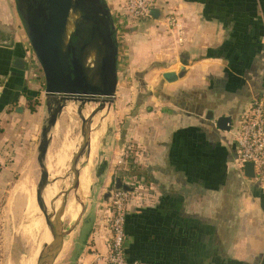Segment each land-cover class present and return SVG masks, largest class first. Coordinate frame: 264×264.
<instances>
[{"label":"crops","instance_id":"crops-1","mask_svg":"<svg viewBox=\"0 0 264 264\" xmlns=\"http://www.w3.org/2000/svg\"><path fill=\"white\" fill-rule=\"evenodd\" d=\"M125 1L105 0L119 44L116 100L102 112L112 117L113 134H102L95 153L91 134L90 192L59 264L74 252L71 264H108L110 193L118 179L138 182L130 186L126 218L131 263L264 264V190L238 169L228 140L234 132L215 125L220 116L236 120L264 90V0H157L163 17L138 23L153 26L152 45L129 43ZM18 18L9 34L0 22V169L9 159L16 167L18 146L34 144L33 118L46 111L45 80L42 88L28 71L23 39H30ZM182 65L184 78L163 79ZM132 83L141 94L125 96ZM28 98L39 100L36 112Z\"/></svg>","mask_w":264,"mask_h":264},{"label":"water","instance_id":"water-1","mask_svg":"<svg viewBox=\"0 0 264 264\" xmlns=\"http://www.w3.org/2000/svg\"><path fill=\"white\" fill-rule=\"evenodd\" d=\"M25 7L24 23L27 27L30 45L41 66L45 80L46 114L42 123L40 140L37 149V162L40 168V179L37 184L36 202L42 213L45 226L51 233L52 241L43 246L37 264H57L64 249V239L74 233L79 221L67 228L60 226V220L65 214L70 196H75L80 205L81 213L84 203L80 196V179L82 160L89 159L92 125L97 115L109 110L116 100L118 85V56L119 44L117 28L110 9L105 0H21ZM73 13H78L83 22L92 24L82 30L78 25L76 31L68 41L65 56H61L60 47L67 35L68 25ZM151 17L160 20L163 12L153 8ZM74 38L82 40L89 56L90 48L96 47L97 69L88 73L84 66V57L79 55ZM86 55V54H85ZM21 66L25 68L22 61ZM186 75V67L180 66L178 72H166L163 79L174 83ZM77 106V113L82 121L81 141L76 146L70 161L67 178L68 187L61 197L55 199L48 208L45 192L48 186L56 181L50 179L47 158L52 143V130L56 127L61 115L69 104ZM87 105H96L88 117L84 116ZM211 119H214L213 117ZM233 118L220 116L215 119L216 127L221 131L230 132ZM244 176L252 180L255 178V167L252 163L245 164ZM116 190L133 192V188L116 181ZM61 204L57 207L56 203Z\"/></svg>","mask_w":264,"mask_h":264},{"label":"rangeland","instance_id":"rangeland-1","mask_svg":"<svg viewBox=\"0 0 264 264\" xmlns=\"http://www.w3.org/2000/svg\"><path fill=\"white\" fill-rule=\"evenodd\" d=\"M156 2L158 1L156 0ZM126 3L127 0L125 1V5L120 10V12L122 11L121 19H124L125 17V20L130 23L129 26L132 29V40H129V43L134 42V44L136 43L137 45L140 43L152 45L154 39L153 26L150 24H138L140 23L139 21L137 22V20L133 21L129 19L126 16ZM16 7H18V9ZM24 7L25 5L21 0H0V22H2L1 28L6 29V34H9V32L13 28H16L17 25L15 21L18 22V16H21L23 19ZM73 16L75 19H71L68 25L69 30L67 32V36L69 42L78 25L82 30H85V28H89V26L92 25L88 22H83L78 13L74 14ZM167 16L173 15L171 14ZM164 32L168 33V30L164 29ZM26 39H23V41L26 42L24 50L25 53L26 51H29L30 48H32L30 42L27 41L28 39ZM73 41L76 49L79 50V55L81 57H86L84 58V66L86 67L88 73H93L97 69V64L95 63L96 53L94 52V50H96V47L92 46L90 48V53L88 56V54L86 53L87 49H85V45L83 46L82 40L80 41L74 38ZM125 43L126 41L124 40L123 44L125 45ZM139 48V46H136L135 51H132V55L137 56L139 54ZM25 57H27V55H25ZM30 70L31 73H29L32 76V80H34L36 83H39V86L43 88L44 85H42V82L44 81V74L40 64H36L34 62V66L33 64H31ZM135 85L136 83H132V86H134V88H130L131 84L124 87L122 93H124L125 96L132 95L136 97L140 93V91L138 92ZM68 107L61 115L60 121L57 123L54 131L52 130L53 144L51 147L52 154L50 155V157L53 159V157H55L56 155L58 156L60 152H63V154L66 156V162L63 165L61 171L62 177L58 178L57 180L54 174L51 175V180L54 182L55 179L56 181L55 184H51V187L54 189L57 188L58 193H62L69 185L67 175L70 170V160L76 146L79 144V141H81L82 121L77 113V106L72 103L69 104ZM95 107L96 105H87L84 110V116L88 117L90 115V112L95 109ZM44 111L45 110L42 108L41 113L37 116V118H33V121L36 124L35 132L33 134L34 144L31 146H29L28 144L19 145L17 149L19 152L14 154V157H16V167L12 166L13 162L11 159H9L7 161L8 164L0 169V264H37V260L42 252L43 246L44 244H46L48 235L47 227L45 226L42 213L40 212L36 202V191L37 184L40 179V168L37 167L33 159V154L36 149L39 135L41 133L42 113ZM107 112L108 111L102 113V115L100 116L97 115L98 117L96 116L92 125V150L94 151V153L97 147L100 145L101 141H103L102 134L104 136H110L113 134V132H110L111 130L108 132V125L110 124V120L112 117H109L108 119ZM118 112L120 113L121 110H119ZM236 123L237 122H235L234 125H236ZM228 140H230V142H233L235 147L237 148L233 136H231V138H229ZM225 141L227 140L225 139ZM70 146L72 147V150L66 152ZM30 147L32 151L29 155V153L26 151L30 150ZM51 158L49 159L50 171L53 170V167L51 166L53 164ZM88 164H90L89 159L84 158L81 165L82 168L84 167V173L85 171L86 173L83 181L82 179L81 181L82 188L88 194L86 196V199H84L85 196L80 192L82 200H87L90 192L89 178L91 169H89ZM253 186L255 187L254 184ZM70 197L75 200V196L73 193ZM47 205L49 208V203H47ZM78 211H81V207H79V204H77V212L75 216L70 220H65V223L63 222V227H65V225L67 227L71 224V222L77 217ZM73 238L74 234L72 233L68 237L67 242L64 244V247H66V252L69 249V244ZM65 251L61 255V258H59L57 262L58 264L59 262H61Z\"/></svg>","mask_w":264,"mask_h":264},{"label":"built area","instance_id":"built-area-1","mask_svg":"<svg viewBox=\"0 0 264 264\" xmlns=\"http://www.w3.org/2000/svg\"><path fill=\"white\" fill-rule=\"evenodd\" d=\"M156 5V0H127L126 16L133 21L151 17V11ZM167 22L170 28L176 25V19L172 16H167ZM25 55V63L30 70L31 64H38V60L32 48ZM235 122L237 123L232 124L231 132H234L237 146L236 165L243 172L245 164L252 163L255 167L253 180L264 190V90L252 100ZM137 183L136 180L128 186L135 187ZM131 198L132 192L124 190L113 189L110 193L108 264H134L128 260L126 252V218Z\"/></svg>","mask_w":264,"mask_h":264},{"label":"bare ground","instance_id":"bare-ground-1","mask_svg":"<svg viewBox=\"0 0 264 264\" xmlns=\"http://www.w3.org/2000/svg\"><path fill=\"white\" fill-rule=\"evenodd\" d=\"M74 14H76V13H73L72 14V16H71V18H70V20L71 19H75L74 18ZM69 30V29H68ZM67 43H68V36L66 35L65 36V38H64V40H63V42H62V45H61V47H60V54H61V56H65V51H66V46H67ZM96 51L97 50H94V52L96 53ZM95 56H96V54H95ZM96 67V66H95ZM69 108V107H68ZM71 134V133H70ZM93 139V138H92ZM53 144V143H52ZM58 144V143H57ZM63 145H65V144H63ZM52 147V146H51ZM62 148V147H61ZM63 149V148H62ZM69 150H72V147L70 146L69 148H68V150L66 151V152H68ZM63 151V150H62ZM65 151V150H64ZM60 152V151H59ZM58 152V153H59ZM72 152V151H71ZM50 153V152H49ZM52 153H50V155H51ZM55 154H57V153H55ZM67 154V153H66ZM55 156V155H54ZM50 157V156H49ZM51 158V157H50ZM50 158H48V159H50ZM52 159V158H51ZM48 161V160H47ZM65 162H66V156L63 154V152H60L59 154H58V156L56 155L55 157H53V159H52V167H53V170L52 171H49L50 172V179H52L51 178V175L52 174H54L55 175V178H57V180H58V178H61L62 177V175H61V171H62V168H63V165L65 164ZM50 166V165H49ZM87 168V167H86ZM50 170V169H49ZM83 170H84V168H83ZM82 170V174H81V179H82V181H83V178H84V176H85V173H86V171H85V173H84V171ZM84 173V174H83ZM81 179H80V184H81V188H80V192L82 193V195H84L85 196V194H84V192H83V188H82V181H81ZM54 181H55V179H54ZM31 182V181H30ZM55 184V183H54ZM57 186V185H56ZM80 193V194H81ZM61 195H62V193H58V191H57V188H52L51 187V185L50 186H48V188L46 189V192H45V201L47 202V203H49V208H51L52 207V205H51V203L55 200V199H59L60 197H61ZM72 196V195H71ZM86 197V196H85ZM60 204H61V202H60V200H58V202L56 203V205H57V207H59L60 206ZM79 207H80V205H79ZM80 210V209H79ZM76 212H77V203L75 202V200L72 198V197H70V200H69V203H68V206H67V209H66V211H65V214H64V216L62 217V219L60 220V226L61 227H63V222L65 223V220H70V219H72L74 216H75V214H76ZM79 212L80 211H78V214H77V217H78V215H79ZM77 217L71 222V224L69 225V226H67V228H71V226L74 224V222L76 221V219H77ZM47 239H46V243H50L51 241H52V236H51V233H50V231L48 230V228H47ZM70 236V235H69ZM69 236H66L65 237V239H64V244L67 242V240H68V237Z\"/></svg>","mask_w":264,"mask_h":264},{"label":"trees","instance_id":"trees-1","mask_svg":"<svg viewBox=\"0 0 264 264\" xmlns=\"http://www.w3.org/2000/svg\"><path fill=\"white\" fill-rule=\"evenodd\" d=\"M150 19H152V17H148V18H144V19H139V20H137V22H138V21H139V22H143V21L150 20ZM75 39H77V38H75ZM28 101H29V109H30V111H32V112H36L38 106L40 105L39 100H38V99H34V98H28ZM236 120H237V119H236ZM236 120H235V121H236ZM235 121H233V124H234ZM230 132H231V131H230ZM233 139H234V138H233ZM236 153H237V151H236ZM235 161H236V160H235ZM235 163H236V162H235ZM240 171H241V173H242V175H243L244 173L242 172V170H240ZM78 256H79V255H78L77 252L72 253V255L69 256L68 259L65 261V264H71V262L75 261V260L77 259Z\"/></svg>","mask_w":264,"mask_h":264},{"label":"flooded vegetation","instance_id":"flooded-vegetation-1","mask_svg":"<svg viewBox=\"0 0 264 264\" xmlns=\"http://www.w3.org/2000/svg\"><path fill=\"white\" fill-rule=\"evenodd\" d=\"M24 4V3H23ZM24 15H25V10H24Z\"/></svg>","mask_w":264,"mask_h":264}]
</instances>
